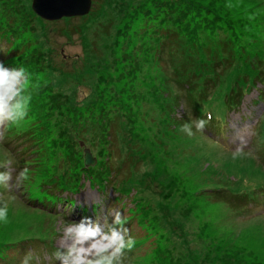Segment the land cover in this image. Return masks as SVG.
I'll list each match as a JSON object with an SVG mask.
<instances>
[{
  "label": "rangeland",
  "instance_id": "rangeland-1",
  "mask_svg": "<svg viewBox=\"0 0 264 264\" xmlns=\"http://www.w3.org/2000/svg\"><path fill=\"white\" fill-rule=\"evenodd\" d=\"M31 2L0 0V30L12 34L0 36V64L26 70L31 97L23 120L0 127V165L28 169L19 188L0 186L8 208L0 264H21L27 255L29 264L51 256L48 264H60L53 254L62 221L103 224L116 208L135 240L123 264H264V124L258 137L255 127L264 100L253 103L252 91L228 116L226 133L210 136L180 131L174 122H188L184 106L170 102V124L161 106L171 86L165 78L200 45L210 50L236 37L264 60V32L252 27L264 22V3L91 0L85 16L46 21ZM233 77L208 101L216 112ZM237 144L247 154L234 155ZM85 148L95 158L83 166L92 177L73 172ZM97 172L110 177L101 183ZM227 186L245 192L246 201L221 193L235 209L216 191ZM246 202L255 208L246 210Z\"/></svg>",
  "mask_w": 264,
  "mask_h": 264
},
{
  "label": "clouds",
  "instance_id": "clouds-1",
  "mask_svg": "<svg viewBox=\"0 0 264 264\" xmlns=\"http://www.w3.org/2000/svg\"><path fill=\"white\" fill-rule=\"evenodd\" d=\"M28 74L23 67L7 68L0 64V127L6 123L23 120L28 112L30 95H26ZM195 119L185 122L180 131L188 136L194 135L193 126L203 131L208 120ZM237 144L234 155L242 151ZM0 186L8 189L19 188L28 179V169L18 172L10 167L0 165ZM15 172V176L13 173ZM8 215L6 204H0V222ZM111 217V223L108 217ZM126 220L119 208L109 209L103 224L93 223L87 218L79 223L64 222L61 224V237L54 257L60 264H123L125 251H131L135 240L129 235V229L124 227ZM32 257L25 256L21 264H29Z\"/></svg>",
  "mask_w": 264,
  "mask_h": 264
},
{
  "label": "trees",
  "instance_id": "trees-1",
  "mask_svg": "<svg viewBox=\"0 0 264 264\" xmlns=\"http://www.w3.org/2000/svg\"><path fill=\"white\" fill-rule=\"evenodd\" d=\"M260 2L264 3V0H260ZM257 5L259 4L255 5L254 1L252 7ZM252 25V27L255 28L253 31H257L256 35L259 34V31L264 32L263 21L254 20L252 21ZM0 36L8 39L12 34L2 30ZM167 39L168 36L166 37V40ZM263 43L264 42H262V44ZM163 46H165V44ZM207 47L208 45L198 46L196 55H187L165 78V82L171 84V86L170 90L165 92V96L163 97L164 101H162L161 106L166 112L168 124L173 123L169 118L171 103L185 107L189 117L188 123H191L194 118L207 119V115H209L208 112L223 114L224 109H226V99L223 107H220L218 112H216L215 107H212L208 101L230 73L233 74L234 77L231 90L227 93L229 107L239 102L241 91L246 87L251 88L257 84L264 87V60L260 58L258 52L254 51L253 48H246L236 37L234 39L228 38L220 43L210 45V50L212 51L207 49ZM162 50L161 53L164 52V48H162ZM234 58L238 61L237 64H234ZM157 59L161 61V55H159ZM173 90L175 92H173ZM189 113H191V116H189ZM55 142L56 140L52 139L53 146ZM143 157L144 156H141V158ZM134 162H137V160ZM93 170L94 169L89 168L84 169L83 164H78L73 169V172L79 176L83 171L87 176L92 177ZM96 170L98 169L96 168ZM95 176L101 183L104 182L103 176L106 178L110 177L107 172H97ZM175 182L176 180H174L172 184H175ZM225 195L221 199L227 202L229 198Z\"/></svg>",
  "mask_w": 264,
  "mask_h": 264
},
{
  "label": "water",
  "instance_id": "water-1",
  "mask_svg": "<svg viewBox=\"0 0 264 264\" xmlns=\"http://www.w3.org/2000/svg\"><path fill=\"white\" fill-rule=\"evenodd\" d=\"M90 7L91 0H32L31 2L32 11L46 21L85 16ZM83 153L84 166H92L95 159L90 151L85 148Z\"/></svg>",
  "mask_w": 264,
  "mask_h": 264
}]
</instances>
